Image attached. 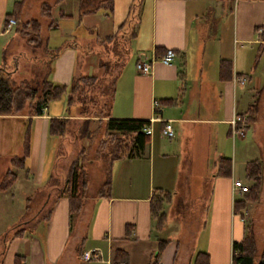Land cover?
<instances>
[{"label": "crops", "instance_id": "1", "mask_svg": "<svg viewBox=\"0 0 264 264\" xmlns=\"http://www.w3.org/2000/svg\"><path fill=\"white\" fill-rule=\"evenodd\" d=\"M18 1L0 0V64L11 71L12 79L21 70L18 76L26 73L28 80L44 76L67 88L74 77L104 76L110 71V81L102 82L110 84L108 117L145 120L150 133L139 155L110 163L107 189L101 188L103 180L90 193L86 179L81 209L69 216L67 198L57 196L67 166L61 167L57 160L60 140L49 133V120L67 118L69 126L78 123L84 118L78 106H66L64 92L48 101L40 115L0 114V120L24 123L19 156L26 128L28 132L22 163L10 165L19 157L13 156L0 177L1 181L7 171L15 176L0 191L2 212L14 210L10 225L0 226V264H15L16 257L19 264H149L159 240L165 242L155 264H193L197 253L205 254V264H231L232 244L245 233L247 208L234 211V201L243 196L232 193V185L236 180L250 185L245 167L252 161L260 165L257 199L249 210L256 261L264 244V71L259 66L264 0H231L227 16L218 20L215 34L205 40L202 27L197 23L194 28V19L206 8L220 19L225 0H140L130 34L133 61L127 66L121 53V59L109 67L100 66L101 53L95 46L114 34V24L93 37L85 29L108 27L114 9L127 7L130 0H112L111 9L107 0H60L50 28L48 18L43 25L38 21L41 41L31 48L41 53L30 56L32 71L24 67L21 54L32 53L30 45L15 31L19 23L32 19L27 14L29 0L23 1L9 31L4 30L5 15ZM53 1L41 0L40 5ZM57 10L69 16L58 17ZM89 16L98 20L85 23ZM168 48L174 57L165 65L158 58ZM113 53L120 55L118 48ZM139 60L151 63L148 73L136 71ZM222 64L226 79L220 78ZM235 114L244 115L246 121L242 133L231 136L229 120ZM166 122L171 137L161 133ZM219 157L230 161L227 176L217 174ZM159 193L168 194L171 202L162 203L164 221L156 230L149 199ZM24 195L29 196L23 199ZM36 197V211L24 219L27 208L22 202ZM19 229L22 233L14 236ZM83 251H96L98 258L85 261L80 257ZM115 252L120 253L116 261Z\"/></svg>", "mask_w": 264, "mask_h": 264}, {"label": "trees", "instance_id": "2", "mask_svg": "<svg viewBox=\"0 0 264 264\" xmlns=\"http://www.w3.org/2000/svg\"><path fill=\"white\" fill-rule=\"evenodd\" d=\"M24 0H19L13 4V8L9 13H6L7 18L14 20L19 17L20 9ZM111 1L107 0L105 3L111 9ZM60 0H54L52 3H42L40 5V14L49 19L48 27L50 28L54 22L53 11ZM90 12V11H88ZM53 14V15H52ZM58 17H68L69 14L63 11H55ZM15 31L24 38L25 43L30 46H38L41 41L40 25L38 20L29 19L21 22L16 27ZM264 41V33L261 35ZM106 41L112 40L111 36L104 38ZM103 42V41H102ZM100 66L109 67V61L103 58L100 51ZM122 57V55H121ZM119 57V60L121 59ZM109 64H108V63ZM117 61H115L114 65ZM113 65V66H114ZM112 66V64H111ZM225 68L223 64L220 67V78L226 79L224 74ZM111 72L104 74V76H77L72 78L67 88L63 85L52 83L46 77H37L29 80L14 81L11 77V71H7L3 63L0 64V114L12 115L27 110L28 115H40L45 104L57 99L64 92H67L66 106H78V113L83 115V119L73 125L68 124L67 118H54L49 120V133L56 136L60 143L67 141L71 137L79 144L76 154L67 164L66 170L62 176L61 185L57 196H65L68 201L69 216L76 215L81 209L82 198L86 189V178L84 168L81 166V160L84 159L85 147L82 140L90 139L93 131L90 130L89 124L91 117H97V120H102L103 133L99 139L97 149L95 151V159L103 157L106 161L105 179L102 184V189H107L109 186L110 163L121 158H131L139 155L144 145L148 143V135L142 130L148 124L145 120L138 119H113L108 117V98L107 90L110 84H104L103 81H110ZM103 82V83H102ZM106 83V82H105ZM101 97V100H100ZM106 98L103 99L102 98ZM98 101V102H97ZM105 110V111H104ZM28 132L27 128L24 131L22 142V154L10 160V165L20 166L23 158L27 153ZM68 142V141H67ZM217 174L227 176L230 171V161L227 158L219 157L217 159ZM246 179L251 181L248 191L239 200L234 201V211L245 209L248 203H252L257 199L260 183V165L255 162H249L245 167ZM15 176L12 172L7 171L0 181V191L7 189L13 182ZM163 195L152 196L149 199V209L152 219L154 220V228L159 230L164 221V214L161 211V203ZM19 229L13 233L18 236L22 233ZM164 240L157 242V247L152 260L149 264H155L158 253L160 252ZM232 261L231 264H264V244L258 258L254 261L256 256V247L254 241L253 230L250 222L245 225V233L242 240L238 243L232 244ZM114 260L119 259L120 253ZM124 258H122L123 260ZM19 258H15V264H19ZM193 264H205V254L197 253Z\"/></svg>", "mask_w": 264, "mask_h": 264}, {"label": "rangeland", "instance_id": "3", "mask_svg": "<svg viewBox=\"0 0 264 264\" xmlns=\"http://www.w3.org/2000/svg\"><path fill=\"white\" fill-rule=\"evenodd\" d=\"M45 1V0H43ZM40 2L41 0H29L28 2V7H27V14L29 15L30 18L32 19H37L40 23L45 24L48 19H46L44 16H42L40 14ZM138 2H140V0H130L129 3H127V7H123L121 9H114V18L110 19L109 16V24L107 25L108 27H105L100 31L99 26L95 27V28H90L89 30L85 29L86 32H88V34L90 36H94V34L96 33H100L103 34L104 32H106V30H110V25L113 23V31L117 32L111 36L112 40L111 42H103L101 44H97L95 46V49L98 48V53H100V51L102 52V56L105 60L109 61L112 66L114 65L115 61L119 60V57H121V53H124V60L123 63L125 62V64L127 62H132L133 58H132V46H133V42L130 41V34L133 31L134 28V22L136 21L137 15H138V11L140 9V5L138 6ZM131 3V4H130ZM231 0H225L224 3V8H225V12L224 14L220 17V19H214L213 15H212V11L209 8H206L203 11L202 15H199V17L197 19H194V24H196L194 26V28H196L197 23L199 24V27H202L203 31H201V33L203 34L202 38L206 37H210L213 36L217 30V23L218 20H221L222 18L225 17V15L227 14V7L229 5H231ZM118 6V5H116ZM55 16V15H54ZM227 16V15H226ZM98 20V17L95 16H89L86 17L84 22L88 23L89 22H96ZM107 22V23H108ZM118 25L115 27V24ZM120 25V27H118ZM79 29V28H77ZM80 29L82 31V29H84V26H80ZM91 30V31H90ZM99 34V35H100ZM225 34V30H222V35ZM12 36H16L17 34H11ZM119 35V36H118ZM118 36V37H117ZM117 38V40H116ZM101 41L103 39L102 35L100 37ZM131 43V44H130ZM28 48L30 49V51H32V53H28L25 51L18 50V52H21V54L23 55V63H24V67L27 69V71L30 69L31 71L33 70V66L32 64L29 62L32 57V55H36L38 54L40 56V49H32L31 46H28ZM118 48V52L120 53V55L116 56L113 52ZM101 55V54H100ZM108 63V62H107ZM127 63V66L128 64ZM109 64V63H108ZM121 63H118L117 66H121ZM259 66L262 68V70L264 71V49L262 51V58L260 60ZM22 70H24L22 68ZM29 70V71H30ZM21 72V70L19 71V73ZM18 73V75H19ZM22 74V73H21ZM31 74V73H30ZM14 76L13 79L15 81L18 80H28L26 77V73H24V75H20V76ZM31 77V75L29 76ZM31 79V78H30ZM104 99V98H103ZM105 111V110H104ZM27 110L23 109V111L16 113L18 114H26ZM15 114V115H16ZM14 115V114H12ZM97 118H93L91 120V123L89 124V128L91 131H93V134L91 136L90 139L82 140V144L84 145L85 149V155H84V159L81 160V166L84 168H87V184H88V191L90 193L94 192L99 186L100 183L104 180L105 177V165H106V161L104 160L103 157H99L102 160H98L95 159V151L97 149V145L99 142V139H101L102 137V133H103V123L102 120L96 121ZM76 124V123H75ZM22 128L24 129V123L20 122V120H16V119H1L0 120V177L2 176V172L4 170H6V168H9V164L8 161L10 158H12L13 156H17L21 150V135H22ZM67 141L64 140V142H62V144L60 143V146L58 148V154H57V160L61 163H59L62 166H67V164L69 163V161L72 159V157L76 154L77 149L79 148V144H77V142H75V140L71 137L66 139ZM235 143L237 142L236 138H234ZM19 156V155H18ZM65 164V165H64ZM12 170V169H10ZM250 185L252 184L251 181H249ZM249 185V186H250ZM247 186V185H246ZM249 186H247L249 188ZM29 195H24L23 199H25L26 197H28ZM243 196V195H242ZM39 198V197H38ZM38 198H34L32 200L26 201L25 200L22 202L23 206L27 208V211L24 212V216L23 218L26 219L27 217H29V215L31 213H34L36 210V207H38L39 203H38ZM162 199V203L164 201H169L168 200V194L167 195H163V197H161ZM171 202V201H169ZM162 203H161V209H162ZM246 214L244 216V221L245 224H247V222H251V219L249 218V210L252 209V203L250 206H246ZM14 211V210H13ZM11 212V214H9V212L5 213L4 211L2 212V210L0 209V226L2 228V226H9L8 224V220H10L9 218H12V214H14V212ZM45 212V211H44ZM251 213V212H250ZM186 214H188L186 212ZM12 215V216H11ZM173 215V214H172ZM21 219V218H20ZM170 220V216L168 218ZM7 222V223H6ZM17 224V223H16ZM14 224V225H16ZM251 227L253 228V224H251Z\"/></svg>", "mask_w": 264, "mask_h": 264}, {"label": "built area", "instance_id": "4", "mask_svg": "<svg viewBox=\"0 0 264 264\" xmlns=\"http://www.w3.org/2000/svg\"><path fill=\"white\" fill-rule=\"evenodd\" d=\"M13 24H14L13 18H7L5 25H4V30L8 32ZM173 57H174L173 50L168 48V49H165L164 53L158 58V61L161 62L162 64L168 65L173 60ZM150 64H151L150 62H145V61L139 60L135 63V69L138 73L146 74L149 72ZM245 121H246V119H245L244 115L239 116V115L235 114V115L231 116V118L229 120V127H230L231 136L242 133V129H243V125H244ZM142 130L147 135L150 133V129L148 128V126L143 127ZM161 133L165 137H171L172 136V129H171V125L169 122H166L163 125ZM247 191H248V187L246 185L242 184L241 182H239L237 180L233 182L232 193L241 196V195H244ZM80 257L85 261L90 260V259H97L98 253L96 251H83L80 254ZM20 264H24V263H20Z\"/></svg>", "mask_w": 264, "mask_h": 264}]
</instances>
